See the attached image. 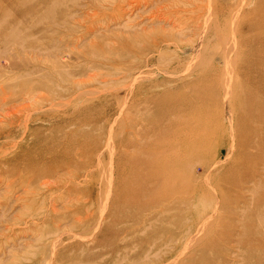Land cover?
<instances>
[{
	"label": "rangeland",
	"instance_id": "374dc122",
	"mask_svg": "<svg viewBox=\"0 0 264 264\" xmlns=\"http://www.w3.org/2000/svg\"><path fill=\"white\" fill-rule=\"evenodd\" d=\"M0 61V264H264V0H0Z\"/></svg>",
	"mask_w": 264,
	"mask_h": 264
},
{
	"label": "bare ground",
	"instance_id": "6f19581e",
	"mask_svg": "<svg viewBox=\"0 0 264 264\" xmlns=\"http://www.w3.org/2000/svg\"><path fill=\"white\" fill-rule=\"evenodd\" d=\"M21 49V48H20ZM5 57V56H4ZM1 62V61H0ZM1 77V75H0ZM2 78V77H1ZM0 78V95L3 94L4 92V88H3V79ZM252 95V92L251 94ZM249 95V96H250ZM256 97V96H255ZM258 98V97H256ZM255 98V99H256ZM254 99V100H255ZM6 102V101H5ZM251 102V100H250ZM257 102V101H256ZM259 103V102H258ZM218 104V103H217ZM255 105V104H254ZM203 106V105H202ZM206 106V105H205ZM195 107V106H194ZM197 107V106H196ZM189 108V106H188ZM200 108V107H199ZM203 108V107H202ZM197 109V108H196ZM196 112V111H195ZM198 112V111H197ZM203 112V111H202ZM254 113V112H253ZM210 114V113H209ZM212 115V114H211ZM256 115V114H255ZM193 117V116H192ZM196 118V117H195ZM209 118H211L209 116ZM195 120V119H194ZM241 120V119H240ZM237 121V120H235ZM232 122V121H230ZM241 125V124H240ZM233 126V130H234V139H236V128H234V123H232ZM170 127V125H169ZM171 128V127H170ZM176 128V127H175ZM220 128V127H218ZM181 129V128H180ZM178 130V129H177ZM185 135V134H184ZM241 136V135H240ZM253 136V135H252ZM239 137V135L237 136ZM250 137V136H248ZM187 138V137H186ZM200 139V137H199ZM245 139V138H244ZM190 140V139H189ZM197 140V137H196ZM206 140V139H205ZM204 141V140H203ZM181 142H184V140ZM237 142V140H236ZM190 144L185 148L186 149V153H184L185 155H188L190 157V160H188L187 163H183L181 162V153L183 154V152H181L180 148L178 150L175 151V154H173L172 160H168V162H163L159 164H157L158 166L153 167V164L155 165V157H153L152 160H149L147 163L146 168L148 169V173H146V175H148V178L146 177V180L144 179V192H142V196H146V195H150V193L155 189V186L157 184H159V181H162L164 187H165V191L168 192V189H177L176 192H181L183 190H187V191H196L198 189L197 185H196V180L198 179L199 174H197L196 168L200 165L202 167L203 170L207 169L206 165L204 162L199 161L198 156H199V152L195 149V145L192 144V142H189ZM243 143V142H242ZM186 144V142H185ZM188 144V142H187ZM196 144V143H195ZM197 145V144H196ZM167 150H171L173 147L175 148V145H171L168 144ZM197 147V146H196ZM184 151V150H183ZM185 152V151H184ZM250 154V153H249ZM200 157V156H199ZM246 158H249L246 156ZM181 160V161H180ZM261 163V162H260ZM184 164V165H183ZM238 164V163H237ZM200 167V168H201ZM145 168V169H146ZM185 174H188V178H189V183L184 184V182L182 181V177L185 176ZM143 176H145L143 174ZM142 176V177H143ZM255 177V176H254ZM153 178V179H152ZM223 178V177H222ZM143 179V178H142ZM143 181V180H142ZM195 183V185H194ZM233 183V182H232ZM200 189V187H199ZM168 190V191H167ZM173 190V191H174ZM215 190V189H214ZM166 192L164 193V197H166L168 194H166ZM171 192V190L169 191ZM156 194V193H155ZM177 194V193H175ZM174 195V193H173ZM195 195V194H194ZM177 195H174L173 197H175ZM181 194L179 193V195L175 198L176 200L180 199ZM172 197V195H171ZM216 197V196H215ZM226 198V197H224ZM154 199V198H152ZM236 199V198H235ZM223 200V199H222ZM226 200V199H225ZM221 201L220 202V209H226L228 208V204L226 201ZM238 200V199H237ZM263 201V200H262ZM219 202V200H218ZM154 202H150L147 201L146 203H144L142 205V209H147L150 205H152ZM237 203V202H236ZM167 208V207H166ZM217 211V210H216ZM229 211V210H228ZM218 214V213H217ZM219 216V215H218ZM263 228V227H262ZM263 239V238H262ZM261 244V243H260ZM263 244V243H262Z\"/></svg>",
	"mask_w": 264,
	"mask_h": 264
}]
</instances>
